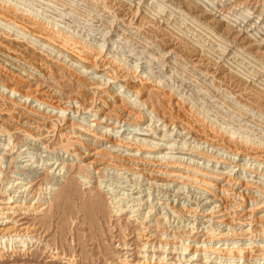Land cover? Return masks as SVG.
Listing matches in <instances>:
<instances>
[{"label":"rangeland","instance_id":"obj_1","mask_svg":"<svg viewBox=\"0 0 264 264\" xmlns=\"http://www.w3.org/2000/svg\"><path fill=\"white\" fill-rule=\"evenodd\" d=\"M4 1L14 5L11 13L18 25L0 21V28L8 33L0 31V67L19 75L1 67L0 91L21 104L58 113L59 118L40 124L22 106L0 107V208L4 210L0 211V264H264V230L258 221L264 216V196L257 190L264 188V112L236 101L211 76L227 69L264 93V0H116L139 12L126 17L82 0ZM188 5L196 14L186 10ZM16 8L28 12L24 15L30 19L46 20L101 47L97 65L83 66L41 37L26 33L28 17L25 20ZM140 13L198 47L200 64L167 53L147 39L136 27ZM28 44H38L37 51ZM26 59L35 63V69L20 70ZM119 66L124 69L114 79L113 70L118 72ZM2 74L16 75L24 92L27 88L36 96L45 92L55 107L24 100L19 93L12 96L11 88H4ZM92 78L101 84L99 91L86 84ZM106 90H114L116 96L107 106L101 102L109 100L106 94L99 96ZM69 104L71 111H65L63 118L57 107ZM98 108L104 110L94 118L88 116ZM178 110H189L192 119L203 120L207 133L225 129L220 132L223 137L241 144L243 150L225 148L199 133L194 124L171 120L170 112L174 116ZM127 114H141V124H116ZM75 121L102 130L110 143L101 142L84 160L71 156L80 150L79 140L66 134ZM112 141L132 149L114 148ZM139 142L157 146L160 156L223 174L216 193L191 183H168L145 161L139 164L142 172L98 165L108 160L109 148L126 158L140 147ZM252 146L258 154L255 159L245 154ZM220 188L226 193H219ZM9 197L13 198L8 202ZM14 205L19 208L9 210ZM252 207L260 208L250 217ZM173 208L193 214L180 219ZM218 209L222 219L209 220ZM209 228L234 236L213 243L215 248H244L243 256L203 252L206 237L202 235ZM184 232L197 239L186 240Z\"/></svg>","mask_w":264,"mask_h":264},{"label":"bare ground","instance_id":"obj_2","mask_svg":"<svg viewBox=\"0 0 264 264\" xmlns=\"http://www.w3.org/2000/svg\"><path fill=\"white\" fill-rule=\"evenodd\" d=\"M82 1H88V2H90V3H92V4L96 5V6H100V8L106 9L113 16H124V17H126L129 14H132V12L133 13H137V14L139 13L138 10H135V12H134V9L133 10H130V8L128 7L127 4H126L127 5V7H126L124 5V3H122V2L119 3L116 0H82ZM13 6L14 5H12V4L11 5L10 4H7V2H5L4 0H0V21L6 22V23H12L13 25L16 26V25H18L17 24V21L15 20L17 18L15 16H13L12 13H11V11H13L15 9V7H13ZM16 10H18L17 12H20L23 15L24 19H25V17L26 18L28 17V16H25L24 15L25 13L27 14L28 12H26L24 10H20L19 8L18 9L16 8ZM106 10H104V11H106ZM186 10L188 12L192 13V14L193 13L196 14L194 12V9L191 6H189V5H188V7H187ZM137 14H135V15L137 16ZM131 17H133V16H131ZM198 17H196V18H198ZM137 21L138 22H137V26L136 27L139 29V31H141V33L147 39H149L150 41L153 39V42L155 41L160 46V49H163L167 53H168V51H169V53L172 52V51H173V53L176 52L184 60H187V62L189 61V62H195L196 64L197 63L200 64L199 63L201 61V56H200V53H199L200 50L198 51V49H197L198 47L196 48L194 45H192L191 43H189L187 41V39L186 40L182 39L180 36H178L172 30L168 29V27L163 26V24L162 25H159V24L157 25V23L156 24L153 23L154 21H150L149 17L148 16H145L143 14L140 15V17H139V19ZM27 22L28 23H27L26 27L23 28L21 26L23 29H26L28 31L27 32L25 30L26 33H28L30 35H37L38 37H41V39L44 40L45 42L50 43V44L56 46L59 50H61L63 55L64 54L71 55L72 57H74L75 61L77 60L78 63L79 64L80 63L83 64V66L84 65H87V66H90V67L93 68V66L97 65V62L96 61H97L98 57L100 56V51H101L100 49H101V47H98V46H97L98 48L97 47H94V46H92V45L84 42L82 39H80L78 37H75L73 34H71L70 32L66 31L65 29L60 28V27H58L55 24H52L50 22H47L46 20L45 21L44 20H41V19L38 20L37 17H33V18L31 17V19H30V17H28V21ZM20 30H22V29H20ZM0 31L3 34H6L8 36V33L6 32V30L0 28ZM10 36H12V35H10ZM15 38H17V37H15ZM38 39H40V38H38ZM28 45H30V44H28ZM36 45H38V44H36ZM36 45L31 44L29 47L33 46L34 48L35 47L38 48ZM13 51L16 52V50H13ZM36 51H37V49H36ZM39 51H41L43 53L46 52V51H44L42 49H40ZM11 53H12V51H11ZM18 53H20L19 50H18ZM18 53L16 52L15 55H20ZM29 54H28V56H29ZM48 56H50V55H48ZM23 57L25 58L27 56H23ZM23 57L20 56V58L24 59ZM54 57L56 58V56H54ZM12 60H10V61H12ZM26 60L23 61L20 64V67L23 68V69H20V70H24L25 71L27 68H28L27 70H29L30 67H34V69H35V63H33L31 61L32 58H31V60H28V59H26ZM116 62H118V61H116ZM119 62L122 63L121 61H119ZM114 63H115V61L113 62V65H114ZM120 63H117V64L119 65ZM0 65H3V64L0 63ZM121 66H125V64L124 65H121ZM17 67H19V66H17ZM68 67L70 68L72 66H68ZM116 67H115V69H116ZM2 68L5 69L6 67L3 66ZM120 68H123L124 69V67H120L119 66V68H118L119 71L118 72H117V70L116 71L113 70L114 71L113 73L115 75V78L114 79H118V77H120L119 76L120 70H123V69H120ZM3 69H1L2 72H4ZM6 69L8 70L9 73L11 72V69H9V68H6ZM38 69H39V67H38ZM38 69H37V71H38ZM127 69H128V67H127ZM133 70H135V69H133ZM133 70H129V71L131 72ZM73 71H74V69H73ZM217 71L218 70H216V72H214L213 74H211L212 79H213L212 81H214L215 83H217L218 86L224 88L223 90H225L226 93H229L230 95H232L233 97H235L236 101H238L239 103H241L245 107L250 108V109H253V110H258V111L264 112V105H263L264 104L263 103L264 102V100H263L264 93L262 91L256 89L253 86H247L246 83H244L242 80L238 79L236 76H234L227 69L226 70H221L219 72H217ZM11 73L14 74L13 72H11ZM18 73L16 75H19ZM11 75L10 74L9 75L8 74L7 75H3L4 77H3V79L2 78L1 79L4 80L3 83H6V85H5L4 88H6V87H10L11 88L10 93H11L12 96H13V93H19V95L21 97L25 98L24 100L32 99L33 102H36L37 104H45L46 106L48 105L51 108H54L55 107L53 105L54 103L51 104L52 101L50 100V98L46 94H44L45 92L42 91L41 93H38L37 96L34 95L35 93H32L31 91L28 93V91H29L28 88H27L28 91L26 90L27 92L26 91L24 92L23 88L21 87L22 84H23V82L21 83L20 80L17 79V76L16 75L15 76L13 75L14 77L11 76ZM81 83H82V85L85 84L84 82H81ZM87 83L90 86H92V87H94L96 89L98 88V91H99V88L101 87V84L99 82L94 81L93 78L90 79L89 82H86V84ZM143 87H141L139 89L140 93L143 90ZM2 92L0 91V107L5 106V105H7V106L9 105L11 107V109H13V108L16 109L17 107L22 106V107H24L23 110H25L30 117L35 118V121H36V119L38 121H40L41 122L40 124H45L46 122H49L50 120H53V119H51L52 117H54V119H55V117L58 114V113L54 114L52 112H49L48 113L45 110L38 109L39 107L36 109L33 106V108H32V106L30 107V105L29 106L26 105V102L25 101H24V103L22 102L23 104H21V102L20 101H16V99L15 100L14 99L12 100V98H10L11 96H9V97H7L8 95L7 96H3L4 92L3 93ZM10 93H9V95H10ZM101 94H104V95L106 94V97H108V99H109L108 101H101L102 103L106 104V106H107L108 103H111L110 102L111 100H113V101L116 100V96H115V91L114 90H112V91H107V90L106 91H101L99 96H101ZM74 101H77V99H74ZM71 104H72V102H71ZM57 106H59V105H57ZM168 106H170V104ZM71 108L72 107H70V104L68 106H66V107H63V108L62 107L61 108H58L57 107V109L59 110V113L62 114V115H63V113L65 111L66 112L67 111H71ZM171 109L172 108H170L169 110H171ZM98 110H99V108H98ZM102 110H104V109H100L99 111L96 110L94 112L91 111V112H89L88 116H90L91 118H94ZM181 111L178 110L177 112H175V115L174 116L169 111L170 112V116L169 117H171L170 119L171 120L172 119L173 120L174 119H180V120L186 122L185 124H188L189 126L194 124L196 126L198 132L200 131V132L204 133L205 136H207L208 138H210L211 140H213V141H215L217 143H220L221 142L225 146V148L227 147L229 149H236V151H238V152L241 151V150H243V146L241 144L239 145L236 142H232L231 143L228 140L229 138H225V136L223 137V135L221 133L225 132V129H223V132L220 129H219L220 130L219 132L211 129L212 131L210 133H207L206 132L207 131L206 130V127L205 126H202L203 124H201L203 120H201V122H200L199 121L200 119L198 120L196 117H195V119H192L193 117H191V115L186 112V111H189V110H186L184 113H182ZM26 112L24 114H26ZM191 113H192V111H191ZM133 115L127 114L126 116H123L122 118L120 117L121 119H118L119 121L116 122V124H119L120 121H121L122 123H124L125 125H128V126H132V125L133 126L134 125L135 126H139L141 124L142 120H143V116H141V114H139V115L135 114L134 116ZM57 118H59V117H56V119ZM63 118H64V115H63ZM21 125H23V124H21ZM28 125H29V123H28ZM211 125H212V123H211ZM41 126H43V125H41ZM50 128L51 127H49V129ZM104 133L105 132H103L102 130H96V128H93V126L90 125V124H85V123H83L81 121H75L73 123V126H71V128L67 131L66 134H67V136L68 135H71L72 137L76 138V140H79V142H80V150L79 151L76 150L77 152L76 153L75 152L72 153L71 156H73V157H75V158H77L79 160H84V159L90 157L89 156L90 155L89 151H93V148L96 147V146H98L101 142H103V141L105 142L106 141V144L110 143L109 141H107L105 139ZM229 133H231V132H229ZM103 135H104V137H103ZM227 135L228 136H226V137H229V134H227ZM230 135H233V134H230ZM67 138L68 137H66V139ZM242 141H243V139H242ZM112 144H113L114 148L115 147L116 148L117 147H122V148L124 147L126 149V151L132 149L131 145H126V143H124V144L123 143H120V141H118V142L115 141ZM139 146L140 147L135 148L133 150L134 151V154L133 155H130V156L126 157V158L125 157H117V156H115L112 152L109 151L110 150V148H109V150H107L108 160L100 161L98 165L99 166L100 165L103 166L105 170L107 168H110V169L111 168H116V169L117 168H120V169H123V170H138L139 172H142L143 171L142 169L139 170V164L141 162H144L145 161V163H148L145 166H149L150 168H157V169H153L152 172L155 171L158 175L164 176V179L168 183L171 182L172 180H175L178 183H183V185H187L186 183H189V184L191 183V185H194V187H197L200 190H203V191H206V192H209V193H212V194H215L216 193L215 192L216 189H217L216 182L218 180L222 179L223 174H220V173L215 172V171H209V170H206V169L199 168L198 166H196V165H194V164H192L190 162L189 163L183 162L181 159H173V158H166V157L160 156L159 155L161 153V152H159L160 150L157 149V146H155L153 144L140 143ZM252 148H253V146L247 148L245 150V154H247V155L253 154V156L252 155L251 156L255 159V158L258 157V154H257L256 151H252L253 150ZM256 148H258V147H256ZM251 152H253V153H251ZM135 154L136 155L139 154V155L136 156ZM211 157L214 158L213 156H211ZM94 159H93V161L97 160V162L99 160V159H95V160ZM100 160H102V159H100ZM215 161L217 163L218 162L221 163V161H218V160H215ZM223 161H225V160L223 159ZM94 164H97L96 161L94 162ZM129 164H130V168L127 167V165H129ZM150 168H149L148 171L151 172ZM257 190L261 194H263V196H264V188H262V187L259 186V187H257ZM219 193L225 194L226 193V190H224L223 188H220ZM12 198L9 197L8 198V202L11 201ZM116 202H119V201H116ZM261 203L263 204L264 203V200ZM8 204L12 205L13 202L8 203ZM151 204L152 203H150V205ZM253 205L255 207H257L259 205L258 204V201L256 203H254ZM40 207H38V208H40ZM231 207L232 206H230L229 208H231ZM16 208H19V206L18 207H15V205H14V207L11 206L9 208V210H13V209L15 210ZM258 208H260V207H258ZM258 208H253L252 207V209L250 210V212L251 211L252 212L248 216H250V217L251 216H254L253 215V212H254V210L256 211V209H258ZM1 210H2V212L4 211L3 209L0 208V211ZM120 210H122V209H120ZM171 210H172V212L174 211L173 214L179 216L180 219H182L183 216H185V215L193 214V212H191L189 209L186 210V211H184L182 208H179V209L173 208ZM222 214L223 213H222L221 210H219L217 212L213 211L210 214V216H209V220H213L214 218L221 220L222 217H223ZM258 221L261 224L263 223L262 224V227H263V230H264V216H260L258 218ZM217 231L214 228H209L205 234L203 233L202 236H205L206 239H204V241L202 242L203 245H202V247L200 249L203 252H212V253H217L218 252L220 254L223 251L224 252V255H226L228 257L230 256L231 258H233V257L234 258L235 257L236 258H238V257L241 258L243 256L244 252H245L244 248L241 249V248H235V247H232V248H228L227 247L225 250H219V249H217V248L214 247L216 245L213 244V243H217V242L222 241V240L224 241V240L228 239V237H229V239L231 238V240H232V237H234L232 235L230 236L229 233L222 234L221 232H217ZM182 235H183V237L186 240L195 241L197 239L196 238L194 240V235H191V232H184ZM174 236H176L177 238L181 239V235H179V233H177V232H174ZM180 241H182V240H180ZM207 242L211 243L212 245L210 247H207L206 246V243ZM184 246H186V245H184ZM187 247H189V246H187ZM262 249L264 251V247ZM186 250H187V248L184 249V251H186Z\"/></svg>","mask_w":264,"mask_h":264}]
</instances>
